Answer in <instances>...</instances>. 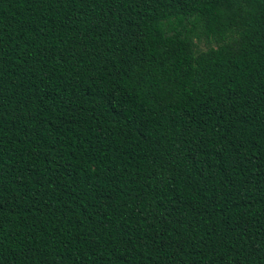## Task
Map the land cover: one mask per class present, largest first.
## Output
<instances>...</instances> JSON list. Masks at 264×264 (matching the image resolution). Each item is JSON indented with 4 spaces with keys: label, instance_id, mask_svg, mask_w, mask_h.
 <instances>
[{
    "label": "trees",
    "instance_id": "trees-1",
    "mask_svg": "<svg viewBox=\"0 0 264 264\" xmlns=\"http://www.w3.org/2000/svg\"><path fill=\"white\" fill-rule=\"evenodd\" d=\"M0 264H264V0H0Z\"/></svg>",
    "mask_w": 264,
    "mask_h": 264
},
{
    "label": "rangeland",
    "instance_id": "rangeland-1",
    "mask_svg": "<svg viewBox=\"0 0 264 264\" xmlns=\"http://www.w3.org/2000/svg\"><path fill=\"white\" fill-rule=\"evenodd\" d=\"M205 45H206V44L201 43L197 49H202V50H204V49H206V46H205Z\"/></svg>",
    "mask_w": 264,
    "mask_h": 264
}]
</instances>
